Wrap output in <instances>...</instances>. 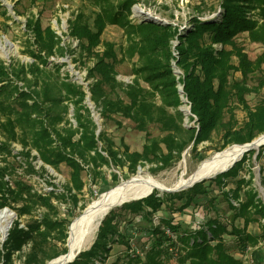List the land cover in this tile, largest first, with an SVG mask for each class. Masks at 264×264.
Here are the masks:
<instances>
[{
    "label": "trees",
    "instance_id": "1",
    "mask_svg": "<svg viewBox=\"0 0 264 264\" xmlns=\"http://www.w3.org/2000/svg\"><path fill=\"white\" fill-rule=\"evenodd\" d=\"M86 1L94 7L93 15L75 12L69 19L68 29L70 37L78 40L81 58L85 55L94 58L86 77L92 79L91 100L99 107L104 120L115 119L116 115L131 119L136 129L145 132L146 141L142 150L133 151L124 140L122 146H117L104 129L97 134V123L85 103L84 86L71 80L69 74L56 82L49 78V58L73 53L74 48L70 44L62 45V38L52 26L43 27L39 18L28 19L26 30L33 31L36 46L28 51L35 61L7 65L0 58V135L3 137L0 154L4 161L0 165V208L10 207L18 216L2 243L1 264H14L15 254L21 253L27 244L30 249L24 254V264H46L68 251L69 222L60 217L55 200L77 204L78 193L85 185L84 170L95 178L102 173L104 165L127 166L130 172L146 162L166 166L190 145L194 150L200 143L211 140L215 132L221 134L224 147L249 142L264 132V100L251 107L246 98L248 93L264 87V50L251 59L236 41L237 34L247 32L251 42L264 45V0H219L223 11L218 17L205 18L199 12L184 29L171 22H134L130 17L132 7L139 0ZM110 24L119 25L124 31L126 43L120 45V57L117 43L102 39L103 31ZM175 39L178 56L173 52ZM135 56L137 59L133 60ZM125 60L132 63L133 80L129 83L117 78L116 64ZM173 60L183 71L180 76L174 71ZM60 68L61 64L55 62L59 74ZM257 70L262 71L261 78L256 87H251L248 76ZM236 72L241 78L233 77ZM179 85H183V94L190 104L188 118L196 119L198 126L184 122L186 115L180 107L184 102ZM64 100L73 104L76 127L61 126L68 110V104L61 106ZM234 102L246 111L243 122L237 118ZM167 107L174 108L175 112ZM151 124H158L164 135L151 136L148 130ZM15 142L23 147L20 154L27 174L38 172L34 164L37 158L44 164L42 170H46L45 165L60 170V165L65 163L70 168V178L63 189L50 182V190L39 192L27 180L14 177L17 160L8 158L16 157L12 149ZM263 148L264 144L258 158ZM33 150L38 154H33ZM247 152L227 171L211 178L209 185L203 180L187 190L168 191L164 196L154 190L146 197L125 202L122 208L136 214L144 212L146 217L159 210L166 199H185L181 207L186 208L195 196L206 194L212 182L223 184L225 178L237 176L255 149ZM117 176L115 173L113 177ZM250 183L251 180L241 178L225 194L235 210L233 217L242 218L243 226L232 224V230H228L225 223L214 218L206 223L207 230L199 227L197 232H177L173 222L166 218L150 228L153 239L150 247L147 245L141 254L131 253L124 262L116 260L112 264H175L171 262L173 254L177 264H243L242 248L260 241L247 229L250 223H261L264 219V202L258 192L253 187L245 188ZM232 199L239 201V205ZM37 207L45 210L35 218L33 213ZM24 215L31 216L25 223L21 220ZM115 217L116 212L111 209L102 219L90 248L82 250L68 264H98L95 260L105 258L109 242H116L115 235L132 248L129 240L119 234ZM164 227L177 232V238L166 236ZM225 233L238 237L240 251H232L226 245Z\"/></svg>",
    "mask_w": 264,
    "mask_h": 264
},
{
    "label": "rangeland",
    "instance_id": "2",
    "mask_svg": "<svg viewBox=\"0 0 264 264\" xmlns=\"http://www.w3.org/2000/svg\"><path fill=\"white\" fill-rule=\"evenodd\" d=\"M135 10H137L135 12ZM84 11L88 15L92 16L94 12V7L86 0H0V38L7 40L10 44L6 45L5 54L0 49V58L7 64H30L35 61V58L28 51L29 48L36 49L33 44L34 35L33 31L26 30L27 20L30 18H39L43 27L48 25L56 31L58 36L62 38V45H71L74 48L73 53H66L65 55H55L49 58L47 67L50 70L49 78L56 82L59 78H69L73 81L79 82L84 86L87 92L85 103L90 107L92 115L98 128L106 130L110 136L114 139L117 146H122V140L125 141L130 147V150H142V147L146 141L145 132L140 131L135 128V123L128 118L121 115H116L115 119L104 120L100 116L99 107L91 100V92L89 89V83L92 79H86L88 66L94 63V58L85 55L81 58V49L78 45V40L70 37L69 35V19L73 16L75 12ZM223 9L219 6V0H139L132 7V15L134 22H140L142 20H152L159 23H169L184 29L189 27L191 24V18L199 12L205 14V18H211L212 16L218 17ZM92 22V18L90 20ZM102 39L115 41L117 43L116 50L120 57V45L125 42V36L123 28L116 24L108 25L102 33ZM236 41L239 45L243 46L248 56L251 59H255L263 50L264 45L261 43L251 42L248 38L247 32H240L236 35ZM173 52L175 56H178V52L175 49L178 44V40L175 39L172 42ZM216 47L220 48L221 44H216ZM81 59V60H80ZM137 56L133 58L136 60ZM55 62L61 64L60 74L55 70ZM173 68L177 76L182 74V70L177 66L176 61L172 62ZM117 78L123 82H132V63L128 60L118 62L116 64ZM262 71H255L248 76V84L251 87H256L261 78ZM233 77L241 78L240 73L236 72ZM143 85L148 86L145 82ZM183 85H179V92L183 99V104L180 106L185 113V124L188 126H198L196 119L189 120L188 116L191 114L190 104L187 103V97L184 96ZM247 102L251 107H255L258 103L264 100V87L260 89L253 90L246 95ZM157 102L160 103V96L157 95ZM68 104V110L65 111V121L61 123V126L68 124L76 127V120L74 117V107L69 100H64L61 106ZM236 106V115L239 122H243L246 118V111L237 103H233ZM59 106V107H61ZM170 112H175L174 108L167 107ZM228 117L226 118V120ZM117 122H121L118 124ZM97 128V130H98ZM148 130L153 137H161L165 132H162L158 124H151ZM0 139L3 137L0 135ZM237 144V143H233ZM232 144L227 145L226 147ZM263 145V144H262ZM261 145V146H262ZM260 147L255 149L252 156L249 157L244 163V168L241 169L237 176H229L224 179L223 184L212 182L209 191L203 195L195 196L194 202H192L186 208H182L181 205L185 201L179 199H166L161 205L159 210L155 211L152 216H144V212L132 213L130 210L122 208V206H114L112 209L116 212V217L114 222H116L119 230V234L124 237L125 240H129L132 248L128 247L122 238L115 235L116 242H109L108 250L105 253L104 259L95 260L98 264H112L115 262H124L127 260L128 256L141 254L142 249H147L152 244V237L150 228L158 225L162 220H171L176 226L177 232H197L199 227L207 230L209 220L217 218L219 222L225 223L228 230H232V224L236 226H243L242 218L235 219V210L229 205V200L225 195L229 190L235 188L238 185V180L244 178L246 180H251L249 185L245 188L253 187L257 192L258 196L264 202V148L262 155L258 158V153ZM223 146L222 136L219 132H215L211 140H206L198 145L196 149L193 150L192 145L187 147L180 157L174 158L170 164L163 166L156 162H146L143 165H139L135 172H130L127 166H111L104 165L101 170L102 173L98 174L95 178L89 174L87 170H84L82 175L84 178L85 185L81 192L78 193V202L67 203V202H55L60 208V217L65 218L69 222L68 234L70 231V226L73 221L88 207V205L96 200L99 195L110 188H113L124 179H129L138 171H142L144 175L154 176L164 184L168 186L174 185L180 178L182 174L186 176L193 173L200 163L216 152L221 151L226 148ZM13 154L16 157H9L8 160H17L16 166L17 171L13 174L14 177H22L27 180L34 190L39 192H46L52 188L50 182H54L59 190L63 189V186L68 183L70 178V168L62 163L60 165V170H56L50 165H45L46 170H42L41 166L44 165L43 162L37 158L34 160V164L38 169V172L27 174L25 172V166L23 164V158L20 152L23 150L22 145L19 142H15L12 145ZM33 154H38L36 150H33ZM249 155V152H247ZM3 154H0V165L4 164ZM243 157V156H242ZM241 157V158H242ZM240 158V159H241ZM239 159V160H240ZM227 171V170H226ZM225 172V171H224ZM117 174V178L113 177ZM207 178L205 185H209V180ZM189 187L185 188L187 190ZM159 191L158 195L164 196L168 191ZM183 190V189H182ZM179 190V191H182ZM178 192V191H173ZM243 199L245 196L242 192ZM233 203L239 205V201L232 199ZM85 205V206H84ZM12 213L13 218L9 225L8 230L12 226L13 221L18 217L15 210L8 207ZM151 210L150 208H148ZM43 207H37L33 213L35 218L40 217L44 212ZM30 215H24L21 220L23 222L29 221ZM99 226L95 231L93 238L91 239L89 245L82 250L90 248L92 243L97 237ZM164 227L166 236L177 238L174 231L170 229L169 234ZM7 230V231H8ZM247 231L259 237V243L255 245H249L248 249L242 255V260L245 262L247 259L251 258V252L260 260L259 263L264 262V219L261 223L254 221L250 223ZM69 236V235H68ZM226 241V245L232 250H241L239 245V240L236 235H229L227 233L223 234ZM6 238V234L3 235L0 231V249L2 248V243ZM119 238V239H118ZM60 246V243H58ZM68 248V238L67 244ZM30 249V244L24 246L21 253L15 254L14 264H24V254ZM240 254L236 255L239 256ZM117 260V261H116ZM50 261V260H48ZM47 261V262H48ZM46 262V263H47ZM171 262L177 264V257L175 254L171 257ZM1 264V262H0ZM249 264V263H244Z\"/></svg>",
    "mask_w": 264,
    "mask_h": 264
},
{
    "label": "bare ground",
    "instance_id": "3",
    "mask_svg": "<svg viewBox=\"0 0 264 264\" xmlns=\"http://www.w3.org/2000/svg\"><path fill=\"white\" fill-rule=\"evenodd\" d=\"M137 10H135L136 12ZM10 44L6 39L0 38V49L7 54L6 45ZM264 139V137H263ZM262 141H254L251 146L256 149L262 145ZM249 146L245 144H232L213 156L204 159L197 169L186 176L182 174L179 180L172 186L154 176L144 175L138 171L129 179L103 191L99 197L92 201L88 207L73 221L70 226L68 236V250L70 255H75L78 250L87 247L98 228L102 216L112 207L118 206L126 199L148 195L155 189L182 188L188 187L192 182L204 176L213 175L216 172L226 169L232 163L240 159L248 150ZM13 213L7 208H0V231L3 235L7 233ZM64 259V254L56 257L51 264H58Z\"/></svg>",
    "mask_w": 264,
    "mask_h": 264
},
{
    "label": "water",
    "instance_id": "4",
    "mask_svg": "<svg viewBox=\"0 0 264 264\" xmlns=\"http://www.w3.org/2000/svg\"><path fill=\"white\" fill-rule=\"evenodd\" d=\"M181 92H183V90H181ZM191 113V112H190ZM100 127L98 128V130H97V134H99V132H100ZM263 137H264V132L263 133H261V134H259L257 137H255L254 139H252L251 141H249V142H245V143H242V144H245V145H248L249 146V148H248V150H251V149H254L252 146H251V144L254 142V141H262L261 143L262 144H264V139H263ZM258 148V147H257ZM239 160V159H238ZM238 160H236V161H238ZM236 161H234L233 163H232V165L231 166H233L235 163H236ZM231 166H229V167H227L226 169H224V170H221V171H219V172H216L215 174H213V175H208V176H204V177H202V178H200V179H197V180H195L194 182H192L188 187H191V186H193L196 182H199V181H203V180H206L207 178H213V177H216V175H218L219 173H222V172H224V171H226V170H228ZM185 188H187V187H182V188H170V189H164L163 191H179V190H182V189H185ZM160 190V189H159ZM152 193V192H151ZM151 193H149L148 195H150ZM148 195H144V196H141V197H133V198H130V199H126V200H124L123 202H121L120 204H119V206H122L125 202H130V201H132V200H137V199H140V198H143V197H146V196H148ZM6 208H8V207H6ZM113 208V207H112ZM111 208V209H112ZM111 209H109L103 216H102V218H101V220H100V222H99V224H101V222H102V219L105 217V215L106 214H108L109 212H110V210ZM7 235H8V231H7V233H6V237H7ZM6 239V238H5ZM4 239V240H5ZM82 250H78L77 251V253L74 255H70V252H69V250L66 252V253H64V259L61 261V262H59L58 264H68V263H70V262H72L76 257H77V255H79V253L81 252ZM55 258H53V259H51L50 261H48L46 264H51V261L52 260H54Z\"/></svg>",
    "mask_w": 264,
    "mask_h": 264
},
{
    "label": "built area",
    "instance_id": "5",
    "mask_svg": "<svg viewBox=\"0 0 264 264\" xmlns=\"http://www.w3.org/2000/svg\"><path fill=\"white\" fill-rule=\"evenodd\" d=\"M167 233L169 234L170 229H166ZM249 246L246 247L245 251L248 249ZM244 251V253H245ZM243 253V254H244ZM252 254L250 255L251 258L247 259L244 263H249V264H263V263H259V259L254 255L253 252H251ZM243 263V264H244Z\"/></svg>",
    "mask_w": 264,
    "mask_h": 264
}]
</instances>
